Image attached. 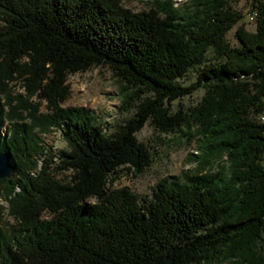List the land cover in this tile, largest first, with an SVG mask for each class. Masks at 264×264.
<instances>
[{"label":"trees","instance_id":"16d2710c","mask_svg":"<svg viewBox=\"0 0 264 264\" xmlns=\"http://www.w3.org/2000/svg\"><path fill=\"white\" fill-rule=\"evenodd\" d=\"M189 4L0 0V152L14 167L0 178L13 220L0 205V264H264V0H250L255 30L237 27L234 45L226 34L242 16L230 0ZM94 66L111 71L130 113L109 130L62 106L67 76ZM198 89L194 106L172 111ZM146 123L186 128L202 158L141 196L113 183L122 167L137 176L150 166L136 137ZM53 128L65 147L49 152L39 134Z\"/></svg>","mask_w":264,"mask_h":264},{"label":"rangeland","instance_id":"374dc122","mask_svg":"<svg viewBox=\"0 0 264 264\" xmlns=\"http://www.w3.org/2000/svg\"><path fill=\"white\" fill-rule=\"evenodd\" d=\"M155 1L162 0H123V5L133 11L147 10L155 6ZM190 0H172L173 6L183 12L191 9ZM231 6L240 12L241 19L226 34V39L230 44H236L234 31L241 26L248 32L255 30V19H249L248 14L251 9L250 0H230ZM195 73L190 70L182 79L187 84L194 80ZM69 87L68 96L62 102V106H80L93 113L104 124L107 129L117 123H122L130 113L119 111L120 104L118 84L111 71L105 66H94L86 71L70 74L66 79ZM12 93H23L19 82H13ZM203 94L202 89L194 91L191 95L172 101V111L181 109L187 111L194 106ZM44 101H39L40 111H45ZM111 125L109 127L108 125ZM43 148L49 152L65 147V142L59 130L50 129L47 133L39 134ZM139 141L145 143L152 156V162L147 169L134 176L131 170L122 167L119 176L114 181L115 187L126 186L130 190L141 196H149L157 180L166 175L181 178L185 172L198 169V161L202 158V151L199 147L197 137L190 136L187 129L174 133H161L151 123H146L137 133ZM40 156V155H39ZM44 156H40L42 159ZM41 159L39 162H41ZM215 160L206 165L202 172L215 170ZM56 178L65 180L67 172L55 170ZM18 187L15 188V191ZM0 205L3 207V218L7 223L12 222V218L7 215L8 204L5 197L0 196ZM218 264H235L231 259H226Z\"/></svg>","mask_w":264,"mask_h":264},{"label":"water","instance_id":"95a60500","mask_svg":"<svg viewBox=\"0 0 264 264\" xmlns=\"http://www.w3.org/2000/svg\"><path fill=\"white\" fill-rule=\"evenodd\" d=\"M14 167L10 163V157L5 152H0V178H11Z\"/></svg>","mask_w":264,"mask_h":264},{"label":"built area","instance_id":"2783aa9c","mask_svg":"<svg viewBox=\"0 0 264 264\" xmlns=\"http://www.w3.org/2000/svg\"><path fill=\"white\" fill-rule=\"evenodd\" d=\"M248 17H249V19H255V17H256V11L255 10H252V11H250V13L248 14Z\"/></svg>","mask_w":264,"mask_h":264},{"label":"clouds","instance_id":"9594fccd","mask_svg":"<svg viewBox=\"0 0 264 264\" xmlns=\"http://www.w3.org/2000/svg\"><path fill=\"white\" fill-rule=\"evenodd\" d=\"M93 203H95V202H93Z\"/></svg>","mask_w":264,"mask_h":264},{"label":"bare ground","instance_id":"6f19581e","mask_svg":"<svg viewBox=\"0 0 264 264\" xmlns=\"http://www.w3.org/2000/svg\"><path fill=\"white\" fill-rule=\"evenodd\" d=\"M263 118V117H262Z\"/></svg>","mask_w":264,"mask_h":264}]
</instances>
